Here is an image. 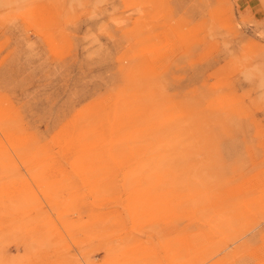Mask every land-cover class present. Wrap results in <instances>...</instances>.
<instances>
[{
  "label": "rangeland",
  "instance_id": "1",
  "mask_svg": "<svg viewBox=\"0 0 264 264\" xmlns=\"http://www.w3.org/2000/svg\"><path fill=\"white\" fill-rule=\"evenodd\" d=\"M0 264H264V0H0Z\"/></svg>",
  "mask_w": 264,
  "mask_h": 264
}]
</instances>
